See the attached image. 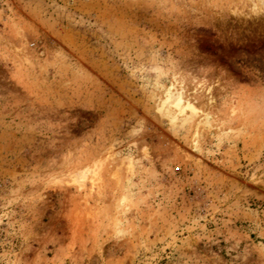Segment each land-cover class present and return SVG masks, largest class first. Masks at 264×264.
I'll return each instance as SVG.
<instances>
[{"label":"rangeland","instance_id":"1","mask_svg":"<svg viewBox=\"0 0 264 264\" xmlns=\"http://www.w3.org/2000/svg\"><path fill=\"white\" fill-rule=\"evenodd\" d=\"M0 264H264V0H0Z\"/></svg>","mask_w":264,"mask_h":264},{"label":"bare ground","instance_id":"2","mask_svg":"<svg viewBox=\"0 0 264 264\" xmlns=\"http://www.w3.org/2000/svg\"><path fill=\"white\" fill-rule=\"evenodd\" d=\"M167 105H173V107L175 108V113L176 114H183L187 109L190 110L193 113H196V109H194L193 107L190 106L189 102H182V98L180 94H177L176 96H172L170 95L167 100ZM128 169L131 170V167L128 166ZM86 174H87V170L81 172L80 177L76 178L75 180H71L72 184H77L79 187H81L82 181H84L86 179ZM126 200V199H125Z\"/></svg>","mask_w":264,"mask_h":264}]
</instances>
